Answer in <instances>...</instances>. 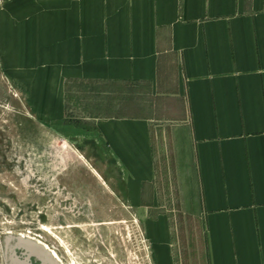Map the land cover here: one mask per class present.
<instances>
[{
    "label": "crops",
    "instance_id": "obj_1",
    "mask_svg": "<svg viewBox=\"0 0 264 264\" xmlns=\"http://www.w3.org/2000/svg\"><path fill=\"white\" fill-rule=\"evenodd\" d=\"M62 1L53 29L48 20L32 52L15 54L47 71L32 90L41 115L64 123L72 82L119 88L103 106L113 114L88 116L87 131L118 167L121 196L148 209L168 133L182 197L198 199L207 264H264V0ZM130 88L153 113L146 101L129 111ZM148 230L157 264H172L168 216Z\"/></svg>",
    "mask_w": 264,
    "mask_h": 264
},
{
    "label": "rangeland",
    "instance_id": "obj_2",
    "mask_svg": "<svg viewBox=\"0 0 264 264\" xmlns=\"http://www.w3.org/2000/svg\"><path fill=\"white\" fill-rule=\"evenodd\" d=\"M62 4L0 0V264L3 240L17 235L44 243L62 264H157L159 246L148 228L161 214L169 220L172 264H207L198 199L182 197L183 175L170 156L168 133L155 148L157 196L144 201L148 209L121 196L118 167L88 140V116L113 114L103 106L113 108L119 88L72 82L64 123L41 115L43 99L32 90L47 71L30 69V56L25 68L15 54L32 52L33 32H47L48 20L52 30ZM123 92L129 111L149 99L136 89ZM147 105L153 113L154 103ZM13 246L17 261L46 264L36 254L27 257L25 246Z\"/></svg>",
    "mask_w": 264,
    "mask_h": 264
},
{
    "label": "water",
    "instance_id": "obj_3",
    "mask_svg": "<svg viewBox=\"0 0 264 264\" xmlns=\"http://www.w3.org/2000/svg\"><path fill=\"white\" fill-rule=\"evenodd\" d=\"M23 237H21V235H17L15 237L10 236L3 240L4 264H29L28 261H20V260L17 261L16 254H15V248L13 244H20V245L25 246V248L28 250L27 257H29L31 254H36L44 263L46 264L51 263V261H49L43 256L45 254L42 252V250L34 245L35 243H28L27 241H24V239H21ZM24 238H27V237H24Z\"/></svg>",
    "mask_w": 264,
    "mask_h": 264
},
{
    "label": "bare ground",
    "instance_id": "obj_4",
    "mask_svg": "<svg viewBox=\"0 0 264 264\" xmlns=\"http://www.w3.org/2000/svg\"><path fill=\"white\" fill-rule=\"evenodd\" d=\"M24 239V241H27L28 243H35L34 245L38 248H40L42 250V252L45 254L43 255L46 259H48L49 261H51L50 264H62L61 259L59 258V256L55 253V251H53L52 249H50L47 245H45L42 242H39L37 240H34L33 238H21ZM30 241V242H29Z\"/></svg>",
    "mask_w": 264,
    "mask_h": 264
}]
</instances>
